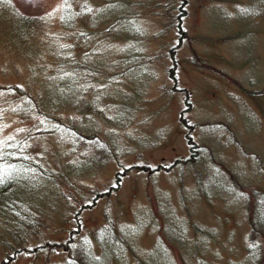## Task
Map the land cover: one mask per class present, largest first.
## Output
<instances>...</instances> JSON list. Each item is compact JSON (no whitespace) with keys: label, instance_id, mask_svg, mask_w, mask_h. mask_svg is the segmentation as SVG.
<instances>
[{"label":"rangeland","instance_id":"rangeland-1","mask_svg":"<svg viewBox=\"0 0 264 264\" xmlns=\"http://www.w3.org/2000/svg\"><path fill=\"white\" fill-rule=\"evenodd\" d=\"M17 140L54 177L11 164L0 264H250L264 0L0 3V148Z\"/></svg>","mask_w":264,"mask_h":264},{"label":"trees","instance_id":"trees-1","mask_svg":"<svg viewBox=\"0 0 264 264\" xmlns=\"http://www.w3.org/2000/svg\"><path fill=\"white\" fill-rule=\"evenodd\" d=\"M72 60H76V59H72ZM15 88L17 87L15 86ZM20 145H21L20 140H17L14 143H9V144L6 143L0 148V166L2 165V170H0V176H2V182H0V214L3 213V210L6 208V206L10 205L9 198H11L13 191L15 190L17 185L16 178H14V176H12L11 174L10 167L12 163H16V162L20 163L24 159L25 163L22 164L29 165L32 169L34 168L33 170L36 169L37 170L36 172L42 174V176L44 177H48V178L54 177L51 171L42 168V166H40V164L35 160L28 159V157H23V154L26 155V153L24 149L21 148ZM18 147H20L21 150H19ZM193 153H195V151ZM173 166L174 165L172 164L171 167ZM157 169L150 167L149 170H147V172L149 171L152 172ZM263 191L264 190L262 189H258L254 187H251V189L250 188L245 189L244 191V194L247 196V200H248L247 221L249 220L248 224L250 225V236H249L250 240L248 241L250 243L246 246V248L243 247L244 253L242 254V256L251 258L252 261L250 264H264V259L262 255V242H261V240L263 241L264 238V192ZM190 224L191 227L195 226V223L193 224V222H190ZM197 227L198 229L200 228L198 225ZM205 235H206L205 237L208 238V240L217 242V239L211 233L206 232ZM195 236L197 235L193 233V237ZM234 240L235 238H232V244L229 245V251L231 250V252H232V248H235L236 251L238 250L236 243L233 242ZM67 248L68 247H66V249ZM82 254L84 255V252ZM87 254L89 255V253ZM77 257L78 255H76L75 257L76 259L75 258L73 259L78 264H83V262H85L82 259V255H80V257L78 258Z\"/></svg>","mask_w":264,"mask_h":264},{"label":"snow or ice","instance_id":"snow-or-ice-1","mask_svg":"<svg viewBox=\"0 0 264 264\" xmlns=\"http://www.w3.org/2000/svg\"><path fill=\"white\" fill-rule=\"evenodd\" d=\"M3 2H10V0H0V3ZM86 11L91 12L93 11L91 8H87ZM49 15H51V13H49ZM0 182H2V176H0Z\"/></svg>","mask_w":264,"mask_h":264}]
</instances>
